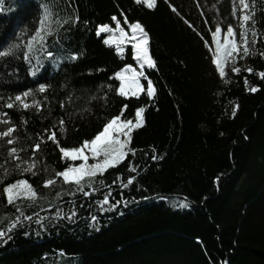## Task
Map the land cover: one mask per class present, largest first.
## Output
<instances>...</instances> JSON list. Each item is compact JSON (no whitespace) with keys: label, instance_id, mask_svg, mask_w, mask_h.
<instances>
[{"label":"trees","instance_id":"obj_1","mask_svg":"<svg viewBox=\"0 0 264 264\" xmlns=\"http://www.w3.org/2000/svg\"><path fill=\"white\" fill-rule=\"evenodd\" d=\"M39 2L4 0L0 41H10L15 32L31 27ZM59 6L62 14L75 9L80 17L61 34L64 57L45 61L36 76L27 73L28 65L21 59L0 66V96L5 98L38 83L52 85L37 97L44 104L41 113L33 108L6 109L0 101V111H7L17 124L15 134L21 140L16 146L28 148L21 153L27 159L32 151L28 146L39 139L36 134H44L43 129L60 117L67 129L64 135L57 132L60 146H79L126 104L124 118H134L137 107L145 109L144 124L132 132L131 146L138 151L102 177L113 190V203L123 195L115 209L99 211L94 203L107 188L88 197L64 193L59 206L67 212L68 201L75 199L77 218L46 223L44 229L34 220L26 222L11 240L0 242V264H58L60 254L68 258L64 264H264V78L258 74L264 71L260 55L264 52V0L255 4V53L227 64L225 77H220L213 61L211 31L217 22L222 30L228 24L238 29L233 0H157L154 9L135 0H60ZM122 13L130 21L139 20L150 34L156 68H146L145 73L154 84L152 97L146 91L139 97H121L106 88L119 86L113 73L124 63L136 65L131 46L121 56L115 46L104 43L105 34L96 32L99 24L115 25L113 14L124 24ZM73 50L79 53L78 59L68 60ZM233 66L241 71L233 73ZM248 67L253 71H246ZM142 83L146 88V79ZM253 86H258L257 91L248 90ZM104 91H108L106 104ZM68 93L75 103L61 108L59 101ZM90 94L100 99L85 103ZM21 116L27 124L21 123ZM153 154L163 158L152 160ZM37 159V175L13 173L0 182V215L15 213L4 202L2 189L18 178L28 179L38 192L48 195L39 206L29 208L25 203L26 214L54 211L47 205L53 202L55 190L45 188L42 181L72 161L62 159L59 147L47 140L37 150ZM129 161L136 166L135 172L128 168ZM45 166L47 172L42 170ZM118 173L125 182L128 175L136 179L123 188L119 182L112 183ZM61 185L58 178L56 190ZM184 199L188 206L177 207ZM90 214L98 220L90 221ZM24 231L29 235H23Z\"/></svg>","mask_w":264,"mask_h":264},{"label":"snow or ice","instance_id":"obj_2","mask_svg":"<svg viewBox=\"0 0 264 264\" xmlns=\"http://www.w3.org/2000/svg\"><path fill=\"white\" fill-rule=\"evenodd\" d=\"M135 2L146 5L148 9H154L157 6V0H135ZM3 3L4 0H0V10H2ZM237 3L240 6L239 16L237 17L238 34L236 27L232 24H228L226 30H222L219 22L216 23L214 30L211 31V40L215 46L213 61L220 77L226 76L225 65L228 61H232L235 64V59L242 58L240 56L241 50L244 55L249 54V34L254 38L258 37L257 21L254 18L256 0H251V4L249 0H233V16L237 14ZM59 4L60 0H40L38 12L34 17L32 26L15 32V38L10 41H0V66L10 65L16 59H21L28 65L27 73L36 76L41 71L45 61L56 62L58 58L64 57V51L61 47L63 36L61 34L66 33L71 26L76 25L80 17L75 9H73L72 13L65 12L62 14L63 9L60 8ZM170 7L173 11H177L175 6L170 5ZM122 15L123 25L121 20L113 14L111 20L115 22V27H112L109 23L99 24L96 27V32L98 35L101 32L112 33V35L105 36L104 43L107 45L114 44L116 52L121 56L125 54V46L131 45L130 53L140 70L138 71L133 66V63H124L123 67L113 73V77L119 81V86L114 88L113 85L108 84L106 88L108 91L114 90L121 97H139L145 91L149 97H152L155 93L154 84L151 79L146 78L144 71L145 68H156V61L150 52V34L146 30L145 25L139 20L130 21L127 15L123 13ZM84 23L87 24L88 21H84ZM256 42V39H253L252 43ZM205 44H208L206 40ZM50 49H55V51ZM260 55L264 56V52H261ZM78 56L79 53L73 50L67 54V59L76 60ZM231 71L238 73L241 69L233 66ZM246 71L252 72L253 68L248 67ZM258 74L261 78H264V71H260ZM142 78L146 79V88L145 84L141 82ZM247 83V77H245V84L247 85ZM51 87L52 85L48 83H38L36 88H26L14 96L7 98L0 96V101H4L3 107L6 109L15 108L17 111H21L33 108L37 113H41L44 104L37 97L41 93H46ZM61 87H64V85H61ZM257 87L253 86L248 90L255 92ZM108 91L103 92L105 104L107 103ZM43 99L47 101L48 96L45 95ZM97 99L100 98L96 94H90L87 96L85 103L96 101ZM66 103H75L72 93H68L64 100L59 101L61 108H65ZM127 107L125 104L120 109L119 114L105 118L106 122L102 124V127L90 139H84L76 147L60 146L57 132L64 135L67 131L65 119L60 117L50 128L43 129L44 134H36L39 139L28 146L32 151L27 159L21 153L28 151V148L16 146L21 140V137L15 134L17 132V124L12 121L7 111H0V125L4 126L0 130V157H3V163H0V169H3V175H0V182L13 173L21 177L26 173H30L33 176L37 175V165L39 163L37 150L41 149V144L46 142V140L52 141L59 147L62 159L72 161L62 170L55 171L54 174L49 173L48 177L42 181L45 188L55 190L53 202H49L47 205L48 208H54L50 215H40L38 212H32L30 215L25 213V203L31 208L39 206L41 201L48 200V195L38 192L28 179L18 178L13 182L4 184L2 189L5 198L4 202L6 205L14 207L15 213L10 215L5 212L0 215V242L6 243L11 240L12 233L22 229L25 223L29 221L34 220L40 229H44L46 223H54L59 220L74 221L77 218L79 208L75 199H72L68 201L71 207L65 212L59 206L64 203L61 198L64 193H67L70 197H74L76 193H82L83 196L88 197L92 193L100 192L102 187L107 188V192L103 193L102 199L94 201L99 207V211L115 209L122 202V194L120 200H116L114 203L110 200L113 190L102 177L106 170L115 168L122 161H125L129 154L134 156L138 151L137 148L131 146L132 132L144 124L143 113L145 109L144 107H137L134 118H124V109ZM238 108V104L233 107V116H235ZM88 110L91 111L90 106ZM48 116H52L51 108L48 109ZM21 123L27 124L28 120L21 116ZM162 158L156 154L151 156L152 160ZM90 160L92 162H89ZM76 161L80 162L76 163ZM128 168L133 172L136 171V166L131 161L128 162ZM42 170L47 172V167L45 166ZM58 178H62V185L56 190ZM135 179V176L128 175L125 182L120 179V174L118 173L112 183L119 182L120 187L127 188ZM220 179V176L216 177L217 186H219ZM63 185H68L69 187L65 188ZM105 205H107V208ZM176 206L187 207L186 199L180 200ZM89 219L92 222H96L98 217L90 214ZM23 235L28 236L29 232L24 231ZM60 251L62 252L63 250ZM224 264H227V262L225 261Z\"/></svg>","mask_w":264,"mask_h":264},{"label":"rangeland","instance_id":"obj_3","mask_svg":"<svg viewBox=\"0 0 264 264\" xmlns=\"http://www.w3.org/2000/svg\"><path fill=\"white\" fill-rule=\"evenodd\" d=\"M236 5H237V17H238V16H239V9H240V6H239L238 3H237ZM121 24H122V23H121ZM122 25H123V24H122ZM111 26H112V25H111ZM112 27H115V25L112 26ZM236 30H237V34H238L239 29H236ZM101 33L105 34V36L112 35V33H106V32H101ZM117 35H118V33H117ZM253 39H256V38L252 37L251 34H249L248 47H249V49H250V52H249L248 55H244V54H243V51L241 50L240 55H242V58H243V59H246V58H248L249 56H251V55H253V54L255 53V43H252ZM113 46H115V45L113 44ZM128 46H131V45H127V46H125V51H126V49H127ZM115 47H116V46H115ZM214 50H215V46H214ZM237 59H238V58H237ZM237 59H235V63H236ZM227 64L234 65V64L232 63V61H228V62L226 63V65H227ZM226 65H225V66H226ZM133 66L136 67L138 71L140 70L137 64H136V65H133ZM145 69H146V68H145ZM145 69H144V71H145ZM142 80H143V78H142ZM141 82H142V81H141ZM79 162H80V161H76V163H79ZM89 162H92V161L90 160ZM66 261H68V258H67L66 256L62 255V254H60V255L57 257V263H58V264H64V262H66ZM77 264H79V263H77Z\"/></svg>","mask_w":264,"mask_h":264}]
</instances>
